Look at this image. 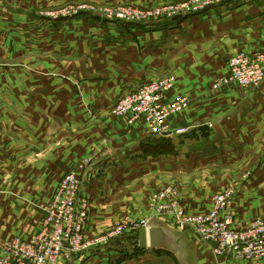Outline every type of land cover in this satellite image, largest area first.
<instances>
[{
  "label": "crops",
  "instance_id": "1",
  "mask_svg": "<svg viewBox=\"0 0 264 264\" xmlns=\"http://www.w3.org/2000/svg\"><path fill=\"white\" fill-rule=\"evenodd\" d=\"M81 1L154 5L171 0H0V170L47 155L45 150L66 161L56 163L59 179L50 193L42 186L35 196L37 205L24 206L25 196L31 194L23 191L24 197L11 211L0 208V246L12 237L36 234L44 219L39 204L50 201L62 177L96 152L80 192L87 198L96 196L91 180L100 174H117L127 182L163 172L165 183L156 188L177 181L182 204L190 212L209 210L217 192L234 187L235 226L243 228L264 217V83L260 88L212 89L216 79L228 73L224 56L264 52V41L256 37L215 40L263 22L264 0H229L200 13L147 25L102 22L92 14L53 21L40 14ZM197 45L217 51L180 54L174 62L177 70L163 68L169 53ZM79 69L89 71L79 77ZM143 74L146 81L140 80L141 84L174 76L169 98L183 95L191 103L169 124L188 132L159 137L145 125L128 126L108 112L112 102L139 88L126 86ZM244 165H250L248 177L240 174ZM227 166L238 167L236 173H229ZM219 171L226 172L223 180L215 178ZM198 173L203 182L192 187L190 181L197 179L192 176ZM175 175L186 176V189L180 188L184 184L180 186ZM4 197L9 202L10 196ZM97 208L89 211L88 231ZM170 220L154 223L181 239L183 255L151 247L147 227L101 249L63 257L59 264H195L196 258L199 264H250L215 255L198 234L178 230Z\"/></svg>",
  "mask_w": 264,
  "mask_h": 264
},
{
  "label": "built area",
  "instance_id": "2",
  "mask_svg": "<svg viewBox=\"0 0 264 264\" xmlns=\"http://www.w3.org/2000/svg\"><path fill=\"white\" fill-rule=\"evenodd\" d=\"M185 0L176 9L178 16L196 14L229 0H201L190 8ZM87 3V2H86ZM80 5L81 9L69 8L61 11H42V16L57 21L60 17L76 14H92L91 3ZM118 9V10H117ZM106 15L107 21H122L127 24L147 25L162 20L148 17L143 11L120 6ZM58 10V9H57ZM88 10V11H87ZM145 13V12H144ZM75 14V15H76ZM174 17V20L178 18ZM166 20L169 19L165 16ZM103 18H101L102 20ZM264 83V52L232 55L228 60V73L217 78L214 90L229 86L260 88ZM175 87L174 76H163L144 83L137 90L120 97L113 107V115L124 119L128 126H146L150 134L159 137H173L188 132V128L172 129L169 119L189 108L191 100L179 95L169 98ZM91 163L66 173L59 182L50 201L39 204L44 213L40 230L25 239L12 237L0 246V264H59L63 257L70 258L76 253L108 246L120 236L143 227L144 220L131 216L116 223L117 230L112 236L87 239L85 228L89 219L88 198L80 194ZM236 190L226 187L212 197V207L204 212H190L172 186L154 195L157 212L163 211L183 231H194L212 247L215 255L226 256L250 264H264V217L253 219L247 226L238 228L234 212ZM147 226V225H146Z\"/></svg>",
  "mask_w": 264,
  "mask_h": 264
},
{
  "label": "rangeland",
  "instance_id": "3",
  "mask_svg": "<svg viewBox=\"0 0 264 264\" xmlns=\"http://www.w3.org/2000/svg\"><path fill=\"white\" fill-rule=\"evenodd\" d=\"M183 2H185V0H171L169 2H164L160 4H154V5H140V4H133V3L132 4L131 3H125V4L95 3L94 4L93 2H91V6H92L91 8H93L91 9V11L92 13L99 15L100 19L105 16L102 19V22H106L107 21L106 15L112 13L120 6H123V7L130 6L133 9H138L140 11H143L142 14H145V16L156 17L158 20H166L167 18H165V16H168L169 19L174 20V17L178 16V14L175 13L176 9ZM200 2L201 0H191L189 1L188 4L190 8H194L196 5L200 4ZM85 3L86 1L62 4V6L52 7L47 10H42V11H57L58 12V11H61V9L69 8L71 6H74V8L76 7L78 9H81L80 5L85 4ZM74 8L71 9L74 12L73 16L60 17V19L58 20H68L76 16H82L80 13L79 15L76 14L77 9L75 10ZM42 11L40 12V14L42 13ZM85 15H89V14L85 13ZM237 37H246L250 39L256 37L257 39L259 40L262 39L264 41V21L258 22L255 24H250L236 32L224 34L223 36H220L215 40H218L221 38L222 40H225L226 42V41H230L231 39L237 38ZM189 50H192V52ZM196 50H198V53L202 51V54H204L203 52L205 51L206 52L210 51L211 53H216L217 51V49H215L214 46L205 45L202 47L200 45H197L195 47H191L190 49L188 47L187 48L185 47L182 50H179V51L177 50V52L169 53L168 56H166L165 59L162 61V64H165V67L163 66V68L165 70H170V69H173L172 66H174L177 70L178 67H176L174 64L176 58L182 57L180 54H184V53H188L192 55V53L196 52ZM227 57L228 56H224L223 60L225 61L227 60L228 62L229 57L228 59ZM81 63L82 62H80L79 64ZM218 63H221L220 60ZM179 66L182 67L183 65L179 64ZM148 69H151V64L144 69V72ZM81 70H83L82 73H81ZM84 71H89V70L79 69V77L84 75ZM110 71L115 72L116 70H110ZM89 74L90 73H88L87 75ZM139 78L140 79H137V81L133 82L130 85H127L126 87L128 88L141 87L140 85H142L143 82L141 84L140 80L142 81V79H144L146 81L145 79L146 74H143L142 77H139ZM212 89H213V85H212ZM116 102L117 100L112 102L109 108V111H108V112H112V115H113V107L116 104ZM179 128L181 127H176L174 128V130L179 129ZM45 152H48L46 153L47 155L44 154V156L42 157H31V159L27 160L25 163L21 161V162H17L15 165H11L8 168H4V169L1 168L0 170V191L3 190L2 191L3 196L0 195V208H3L5 211L7 209L11 211L12 208L17 206L19 201L22 200V196L24 197L23 195L24 192L31 194V197L25 196L27 200L24 206H27V204L37 205L38 202H36V200L38 198L36 199L35 196L38 194V191L42 189V186H44L45 188L44 190H48L49 193L51 192L50 188L55 186V184L57 183L59 179V175H60L58 171L59 167L57 166L60 162L63 161V163H66V161L64 158H60V157L56 158L55 155L52 153V151L45 150L43 153ZM98 154L99 153L96 152L94 153L95 156L93 155L91 157L83 158L77 164L76 168L80 167L81 164H88L89 162L91 163V161L95 159L94 157L98 156ZM65 166L66 165L63 164V167ZM249 167L250 165L241 166L242 171L240 174L244 175L245 177H248L250 173L252 172L251 170L247 169ZM237 168L238 167H235L234 169V167L232 166L226 167L228 172L231 173L233 171L232 172L233 174L236 173L235 171ZM225 173L226 172H223V171L222 172L219 171L218 173L215 172V178L222 177V180H223L224 177H226ZM164 174H167V173L156 172L153 175L141 177L137 180L133 179L127 182L121 181L118 178L117 174H113V173L112 174H108V173L100 174L98 178H93V180H91V184L95 186L96 196L89 195L88 202L90 205V212L95 207H98L97 210L100 209V211L99 213L98 212L93 213V215H95V218L92 222L90 231H88V224H89L90 219L87 222L86 228H85L86 238L96 239V238H101L105 236H112L115 230H117L116 223L122 219H126L128 216H131L132 218L136 220L145 221V224H143V227L138 228L136 231L147 229L149 225L156 222V219H161V220L163 219L165 221L170 220L167 213L163 211L157 212L158 204L156 205V202H154V195L157 192H161L164 188L168 186H172L176 190V192L179 194V196H182V193L175 186L176 183H178L177 181H172L174 182V184L168 183L164 186L156 188L158 185L165 183V181L163 180L164 176L162 177V175ZM200 175H202V173H198L197 175L192 176V180H195V178H197L195 181H190V185L192 187L193 185H197L203 182L202 176L200 177V179L197 177ZM207 176L212 177L213 176L212 172L208 171ZM175 177L180 178L179 179L180 186L184 184V186H181L180 188L182 190L186 189V176L175 175ZM214 182L217 183L216 180H214ZM227 183L229 184V182ZM5 195L10 196L9 202L4 197ZM10 204L12 207L9 206ZM133 213L139 214L140 216H142V218H137V217L132 216ZM107 221L110 223H108ZM171 223L174 224L173 221H171ZM175 226L178 230L180 229L177 225ZM87 232H89V234ZM195 264H199V261L197 258L195 259Z\"/></svg>",
  "mask_w": 264,
  "mask_h": 264
},
{
  "label": "water",
  "instance_id": "4",
  "mask_svg": "<svg viewBox=\"0 0 264 264\" xmlns=\"http://www.w3.org/2000/svg\"><path fill=\"white\" fill-rule=\"evenodd\" d=\"M148 233L151 247L181 253L182 255L185 253V246L181 239L176 237L169 228L152 223L148 226Z\"/></svg>",
  "mask_w": 264,
  "mask_h": 264
},
{
  "label": "bare ground",
  "instance_id": "5",
  "mask_svg": "<svg viewBox=\"0 0 264 264\" xmlns=\"http://www.w3.org/2000/svg\"><path fill=\"white\" fill-rule=\"evenodd\" d=\"M87 2V1H86ZM89 3V2H88ZM91 3V2H90ZM95 4V3H94ZM72 5H74V4H72ZM79 5V4H78ZM222 5V4H221ZM95 6V5H94ZM114 7V6H113ZM217 7V6H216ZM98 9H99V7H98ZM103 9H104V7H103ZM84 14V13H83ZM79 15V14H78ZM82 15V14H81ZM103 16V15H102ZM100 17V16H99ZM105 17V16H104ZM104 17H102V18H104ZM99 19V18H98Z\"/></svg>",
  "mask_w": 264,
  "mask_h": 264
}]
</instances>
